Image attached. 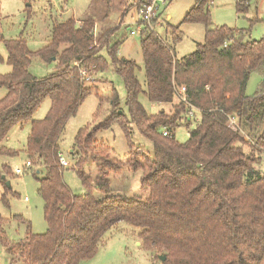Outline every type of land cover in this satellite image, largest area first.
I'll return each mask as SVG.
<instances>
[{"label":"trees","instance_id":"obj_1","mask_svg":"<svg viewBox=\"0 0 264 264\" xmlns=\"http://www.w3.org/2000/svg\"><path fill=\"white\" fill-rule=\"evenodd\" d=\"M209 3L194 0L184 16V22L205 27L203 41L189 55L177 58L172 45L153 31L140 34L145 90L136 62L118 57L124 36L112 34L119 27L96 38L91 18L54 21L49 41L37 51H31L21 36L2 39L10 71L0 73V87L6 91L0 98V155H15L3 141L12 127L29 123L25 150L47 223L42 234L32 232L28 224L24 237L12 242L0 215V246L13 259L11 264H79L95 255L105 232L120 221L140 227L143 247L164 255L162 264H264V40L245 39L244 30L227 25L213 27ZM247 7V0L236 3L238 11ZM171 31L178 40V27ZM34 56L55 60V71L33 76L29 66ZM109 66L123 81L127 114L112 86L109 115L96 128L87 124L78 130L70 152L74 162L62 166L61 132L86 97L98 94L95 86L84 84L83 74ZM254 71L262 74V81L253 95H247ZM181 87L187 103L179 101ZM141 93L151 103L172 105L173 112L161 107L148 113L139 100ZM47 98L46 115L33 119ZM190 106L199 118L181 142L174 130L181 121L190 125ZM228 115L236 116L241 131L228 126ZM113 123L127 139L126 162L112 157L110 145L95 138L97 131ZM131 124L151 141L152 154L132 143ZM90 162L96 168L94 176L85 172ZM126 165L142 170L146 198L111 193L110 175ZM68 167L76 171L86 193L74 194L66 185L63 170ZM12 173L8 165L0 167L5 204L10 191L6 181Z\"/></svg>","mask_w":264,"mask_h":264},{"label":"rangeland","instance_id":"obj_2","mask_svg":"<svg viewBox=\"0 0 264 264\" xmlns=\"http://www.w3.org/2000/svg\"><path fill=\"white\" fill-rule=\"evenodd\" d=\"M137 0H0V55L4 58L0 62V73L10 71V66L5 62L6 50L2 39L23 37L31 51H37L44 47L50 39L51 25L54 21H63L67 18L83 20L92 16L97 26L94 28L96 38L105 31L118 29L112 36L123 35V42L118 47V57L130 59L136 62L139 68L136 75L142 89H146L143 56L141 52L140 34L130 35L129 28L135 26L137 20ZM239 0H212L208 4L210 18L213 27L227 25L232 28L244 30V38L248 40H264V0H247L248 7L245 11H238L236 3ZM159 25L154 32L164 41L172 45L177 58L192 53L196 43L204 39L205 27L201 23L184 22V16L194 5V0H159ZM77 18V19H76ZM133 23V24H131ZM131 25V26H130ZM128 27V28H127ZM178 27L176 34L180 35L174 40L171 28ZM111 36V38H112ZM101 43H97L99 47ZM102 54L107 57L106 49L102 48ZM55 60L44 62L38 57L31 58L29 71L38 78L45 77L56 69ZM86 86H95L98 94L91 93L79 106L76 114L66 122L60 138V154L73 163L70 152L74 144V138L78 130L89 125L96 128L102 124L111 111L110 95L112 86L115 87L120 105L125 114L127 109L124 105L126 96L122 79L116 74L114 68L109 66L100 73L83 74ZM262 74L258 71L251 73L247 85L246 94L253 95L259 88ZM5 89L0 87V98L5 94ZM102 98V102H101ZM139 100L148 113H153L163 107L167 113L173 112L172 105H157L148 101L141 93ZM178 102V100L176 99ZM175 101V102H176ZM50 107V99H45L33 115V119H42ZM98 110V113L96 114ZM195 118L190 119L188 127L179 123L174 130V137L178 141L188 138V129L194 127L199 115L195 112ZM131 141L134 145L144 148L152 154L153 145L150 140L142 136L131 124ZM29 123L18 124L12 127L3 141V145L15 151V155H0V167L8 165L12 172L16 167L23 168L28 159L26 153V139L29 134ZM244 133V132H243ZM95 138L99 142H105L112 148V157L126 162L129 147L127 139L118 123H113L106 129L97 131ZM245 151L248 148L244 147ZM33 170L25 168L18 175L14 172L7 179L10 191L6 193L7 204L1 200L4 188L0 184V215L5 220L4 229L10 241L16 242L22 239L30 225L32 232L42 234L47 229V223L43 215V201L39 196L38 181L32 175ZM87 175L94 176L96 168L93 163L85 167ZM142 170L132 171L128 165L116 174L110 175L111 193L126 197L148 196V189L140 183ZM63 180L74 194L86 193V188L78 178L76 171L64 168ZM94 196L100 197L101 193L91 188ZM17 216V217H14ZM140 227L120 221L107 230L103 236V243L93 257L79 264H162L158 255L147 250L142 245L138 233ZM0 257L4 258V264H11L13 259L0 246ZM19 264L18 261L15 262Z\"/></svg>","mask_w":264,"mask_h":264},{"label":"built area","instance_id":"obj_3","mask_svg":"<svg viewBox=\"0 0 264 264\" xmlns=\"http://www.w3.org/2000/svg\"><path fill=\"white\" fill-rule=\"evenodd\" d=\"M159 0H143L141 2H139V5L136 7L137 8V15L138 18L137 20L134 22L135 26H133V28H129V33L130 35H136V34H141L143 32L146 31H153L155 30L156 26L159 25V15L160 13L159 11V4H158ZM212 2V0H210V3ZM133 24V23H131ZM131 26V25H130ZM185 87H181L179 88L178 91V96H179V101L182 102H186V98H185ZM191 109L189 110L188 114H187V118L189 119H193L195 118V111L196 109L192 106H190ZM228 126L234 130V131H241L240 125L238 123V120L236 118V116L234 115H228ZM168 131L164 130L163 131V135H167ZM59 162L62 166H68L69 165V161H67V159H65L61 154H59ZM32 166V163L30 162V160H26L24 167L23 168H19L16 167L13 172L15 174H22L25 168H30ZM16 264V263H13Z\"/></svg>","mask_w":264,"mask_h":264},{"label":"crops","instance_id":"obj_4","mask_svg":"<svg viewBox=\"0 0 264 264\" xmlns=\"http://www.w3.org/2000/svg\"><path fill=\"white\" fill-rule=\"evenodd\" d=\"M135 7H137V6H135ZM93 16V15H92ZM92 16H90L89 18H92ZM75 18V17H74ZM77 19V18H76ZM79 22H80V20H79ZM96 25H95V29H96ZM96 32V31H95ZM3 262V263H2ZM0 264H4V258H2V257H0Z\"/></svg>","mask_w":264,"mask_h":264},{"label":"water","instance_id":"obj_5","mask_svg":"<svg viewBox=\"0 0 264 264\" xmlns=\"http://www.w3.org/2000/svg\"><path fill=\"white\" fill-rule=\"evenodd\" d=\"M6 184L9 185V181H6ZM158 257H159V259H160L161 261H164V260H165V256H164V255H159ZM2 263H3V262H2Z\"/></svg>","mask_w":264,"mask_h":264}]
</instances>
